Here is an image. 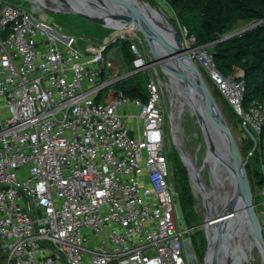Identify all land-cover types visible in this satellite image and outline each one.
Segmentation results:
<instances>
[{
	"label": "built area",
	"instance_id": "obj_1",
	"mask_svg": "<svg viewBox=\"0 0 264 264\" xmlns=\"http://www.w3.org/2000/svg\"><path fill=\"white\" fill-rule=\"evenodd\" d=\"M184 41L253 140L247 161L258 155L261 180L252 193L256 210L264 208V100L246 97L241 69L226 75L208 45L186 33ZM109 46L85 45L46 14L0 0V239L8 264L196 259L192 235L202 225L181 226L160 79L150 74L145 98L118 87L154 62L131 41L132 60L120 67Z\"/></svg>",
	"mask_w": 264,
	"mask_h": 264
},
{
	"label": "rangeland",
	"instance_id": "obj_2",
	"mask_svg": "<svg viewBox=\"0 0 264 264\" xmlns=\"http://www.w3.org/2000/svg\"><path fill=\"white\" fill-rule=\"evenodd\" d=\"M10 1L17 3V4H22L27 8L36 10L40 14L42 13L46 14L50 22L55 21L57 23L62 24L66 30L77 34L80 37L81 42L85 45L91 44V43L109 44L110 46L107 52L108 54H111V56L115 59L117 64H123L124 62L123 56L121 55V47H120L121 41L123 40L135 41L136 43H138L141 50L145 53L148 61H152L156 58V55L150 43L147 41L142 31H140L138 28H137L136 33L133 35H130V36L121 35L122 33L128 30L127 25L119 26V27L111 26V25H103L95 21L88 15L83 14L74 9L55 8L59 4H62L63 7H67L68 6L66 5L67 3L64 2L63 0H44L45 3H42L41 1H35V0H10ZM90 1L93 2L94 0H90ZM145 1L150 2L151 4L155 5V7H157L165 15V17L171 22V24L174 25L173 21L174 22L176 21V16L173 10L169 7V5L164 0H145ZM253 21L254 20L239 21L234 26V28L232 29L230 33L234 34L238 31L248 29L250 26L253 25ZM177 24L180 27L178 22ZM180 29H181V33L183 37L182 43L183 44L187 43L186 41H184V35H185L184 29L182 27H180ZM207 47L208 49H211L212 45H208ZM186 53L190 55V49L188 47H186ZM200 70L220 110L222 111L225 119L227 120L233 132V135L237 141V144L239 146V149L241 151L243 158H246L249 153L247 152L245 147L247 144L250 143L252 138L250 137L246 129H244L241 126L239 117L235 114V112L230 107L226 99H224L222 95H220L217 92L216 88L213 87V85L209 82L204 71L202 69ZM150 74H155L160 79L161 86L164 92L163 105L166 111L165 131L167 134L166 153L168 155L169 162L171 165L172 178L175 181L174 161L176 160V157L178 156L181 159L182 163L185 165L181 157L180 151L175 143L176 136H175L174 126L172 122L173 117H174V110L176 108V103H177L176 101H177L178 91L176 90V87L174 86L173 81L171 80L169 75L165 72L164 68L162 67L161 62H156V61H154V63H152L150 67L147 68L146 70L141 71L137 73L136 75L130 76L127 82L128 84L139 82L142 85H145ZM120 85L121 83L119 84V86ZM110 90L112 91L111 87H108L106 89V93L109 92ZM188 105H189L188 102H186L183 108V111L179 116L178 123H179L180 129L177 131V133L181 137V141H182V145L184 149L190 153L194 165L197 166L199 175L202 177L203 181L206 183L207 186L212 187L214 183L212 179V174L208 166L209 160H208L207 134H206V131L202 129L197 115H193L191 113ZM250 168L251 170L253 169L254 171L253 173L255 174L250 184H251V188L253 192L256 193L257 191L256 185L259 184L261 180L260 161H259L257 154L250 158ZM191 186H192L194 199H195V208H194V215H193L194 223L192 225H202L192 235V239L194 243L193 251L195 253V258H196L193 264H208V259H209L211 250L214 246L215 233L212 228L205 227L204 223L208 221H213L214 219H216L218 214L223 215L225 212V208L222 207L220 202L212 200L213 205H215V210L213 211V216L209 219V214H208L209 209L206 205V201L207 199L209 200L210 198L208 196L206 197L201 192H197L195 190L193 182H191ZM255 200L257 202L260 200V197L256 194H255ZM178 208H179L181 226L184 228L188 225V223L185 219V216L180 207V204L178 205ZM257 212H258V215H259V218L261 220L263 230H264V208L262 206H258ZM188 226H191V225H188ZM195 237H198L203 244V250H202L204 251V254H202L203 259L200 257V253L197 251V248L195 247V242H194ZM2 245H3V242L0 239V247H2ZM250 264H264L257 247H253L252 261Z\"/></svg>",
	"mask_w": 264,
	"mask_h": 264
},
{
	"label": "water",
	"instance_id": "obj_3",
	"mask_svg": "<svg viewBox=\"0 0 264 264\" xmlns=\"http://www.w3.org/2000/svg\"><path fill=\"white\" fill-rule=\"evenodd\" d=\"M103 1L104 5L98 6L111 12L106 13L83 5L74 10L88 15L103 25L111 24L114 8L130 9L135 13V15L128 13L126 15L127 19L129 22L137 23L139 30L142 31L150 43L156 55V58L152 61L161 62L162 67L172 81L174 77L179 82L186 83V96L189 104L194 108L201 127L207 134L208 160L212 164L214 173L219 176L221 187L224 188L229 197L228 201L236 206L235 212H228L225 209L223 215L218 214L216 217L226 218L234 215L228 229L214 238V246L208 264H220L222 256L227 257V264H232L234 253L241 251L246 255V250L253 249V247H257L264 263V230L256 210L247 172L248 157L243 158L233 132L209 89L200 68L192 56L186 53V46L182 43V36L179 31L155 5H153L154 11L164 20L163 26L170 29L169 35L167 33L162 35L157 28L152 27L147 19L146 21L143 20V15L128 0ZM137 1L146 2L145 0ZM146 26H150L152 32ZM169 58L174 60L177 66H172L167 60ZM175 143L180 151L176 138ZM254 149L255 146L252 150ZM180 154L188 169L190 181L193 182L189 165L181 151ZM229 185H233L236 194H238L236 198L231 195ZM238 264H242V262Z\"/></svg>",
	"mask_w": 264,
	"mask_h": 264
},
{
	"label": "trees",
	"instance_id": "obj_4",
	"mask_svg": "<svg viewBox=\"0 0 264 264\" xmlns=\"http://www.w3.org/2000/svg\"><path fill=\"white\" fill-rule=\"evenodd\" d=\"M164 1L176 16V21L173 23L181 36L180 27L188 36L196 38V45H212L210 50L219 70L229 75L233 74L236 68L241 69L244 72L246 97L264 100V21L231 37L223 38L239 21L263 20L264 0ZM130 43L129 40L121 41V50L128 62H131L133 57ZM118 87L132 97H146V86L139 82L128 84L125 81ZM217 92L220 94L218 90ZM253 145V140L246 145L248 153ZM251 168L249 161L247 172L250 183L255 175ZM174 179L179 193L178 201L185 219L188 225L194 226L192 225L195 208L194 194L188 170L178 156L174 161ZM194 242L203 259L202 242L198 237H195ZM0 264H8L7 255L2 247H0Z\"/></svg>",
	"mask_w": 264,
	"mask_h": 264
},
{
	"label": "bare ground",
	"instance_id": "obj_5",
	"mask_svg": "<svg viewBox=\"0 0 264 264\" xmlns=\"http://www.w3.org/2000/svg\"><path fill=\"white\" fill-rule=\"evenodd\" d=\"M35 1H41L42 3H45L44 0H35ZM63 1L67 3L66 4V5H68L67 7H63L62 4H59L55 8L75 9V8H80V5H83L84 7H88V8H92V9H99V10L106 12V13L110 11V10H106V9L98 6V5H104L103 0H94L93 2H91L90 0H63ZM128 1L132 4V6L135 9H137L141 13V15H143V20L146 21V19H147V21L152 25V27L157 28L161 32L162 35H165V33H167L168 35L170 34V29L167 26H163L164 20L161 19L155 13L154 8H153V4H151L150 2H147V1L146 2L137 1V0H128ZM128 13L135 15V13L130 9L123 10V9H117V8L115 9L114 8V12L111 16V17H113V20H112L110 25L117 26V27L127 25L128 30L125 31L124 33H122L121 35H126V36L129 35L130 36V35H133L136 33L137 28L139 29V26L137 25V23L128 21L127 16H126ZM146 27H147V29H149V31L152 32V29L150 26H146ZM167 60L169 61V63L172 66H174V67L177 66V64L171 58H169ZM173 81H174V86L176 87V90L178 91V96H177V101H176L177 103H176V108L174 110V117H173V121H172L173 126H174V132H175L176 140H177V143L179 145L180 151H181L182 155L184 156V158H185L186 162L188 163L189 168L192 172L195 190L197 192L203 193L206 197L208 196L210 198L209 200L207 199V201H206V205L209 209V213H208L209 219L213 216V211L215 210V205H213L212 200L220 202L222 207H224L226 210H228V212H235L236 206L231 201H228L229 197L227 196L224 188L221 187V184L219 182V176L214 173V171L212 169V164L209 162L208 166H209V170L212 172L211 174H212V179H213L214 185L212 187L211 186L209 187L206 185V183L203 181L202 177L199 175L198 168H197V166L194 165L190 153L187 150H185L183 145H182L181 137L177 133V131L180 129L178 120H179V116L182 113L186 102H188V104H189V101H188V98L186 96V83L179 82L174 77H173ZM188 106H189L191 113L193 115H196L194 112V108L190 104ZM196 174H198V176H196ZM228 187H229V191H230L231 195L236 198L238 194H236V191L234 190L233 185H229ZM233 216L230 215L226 218H216L213 221H208V222L204 223V226L212 228L214 233H215V236L217 237L218 234H220L221 232H224L228 229V227H229V225L233 219ZM215 236H214V238H216ZM237 244H239V243H237ZM252 251H253V249L246 250V253H245L246 255H244V253L241 251H237L233 255L232 264H238L239 262L240 263L242 262V264H250L252 261ZM227 261H228L227 257L222 256V258L220 259V264H227L228 263Z\"/></svg>",
	"mask_w": 264,
	"mask_h": 264
},
{
	"label": "crops",
	"instance_id": "obj_6",
	"mask_svg": "<svg viewBox=\"0 0 264 264\" xmlns=\"http://www.w3.org/2000/svg\"><path fill=\"white\" fill-rule=\"evenodd\" d=\"M120 47H121V45H120ZM121 55L123 56V64H120V67H124L127 63H128V61H127V59L125 58V56L123 55V53H122V50H121ZM237 69H239V68H237Z\"/></svg>",
	"mask_w": 264,
	"mask_h": 264
}]
</instances>
